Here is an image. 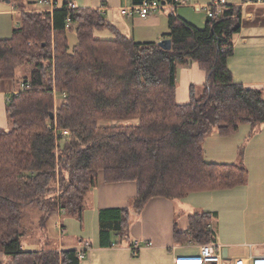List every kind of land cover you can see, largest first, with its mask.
<instances>
[{
    "label": "trees",
    "instance_id": "trees-1",
    "mask_svg": "<svg viewBox=\"0 0 264 264\" xmlns=\"http://www.w3.org/2000/svg\"><path fill=\"white\" fill-rule=\"evenodd\" d=\"M143 1L172 2L131 3ZM12 3L18 25L0 40V81L16 82L19 90L5 102L11 127L0 128V254L7 264H80L75 250L23 251L30 231L23 209L38 210L41 222L58 211L81 220L84 198L99 179L133 183L136 214L153 198L173 201L245 184L241 162L207 163L203 149L213 132L228 136L242 124L252 130L264 124V87L234 83L227 66L241 29L240 6H223L202 29L171 12L163 38L171 47L164 50L125 37L94 9L70 10L64 1L50 13ZM103 30L111 37L96 38ZM73 32L76 44L69 47ZM188 63L205 79L200 95L190 85L187 102L178 104L176 68ZM214 217L189 216L184 232L173 228L174 242L214 243ZM129 221L128 208L100 210L101 245H113V235L126 240Z\"/></svg>",
    "mask_w": 264,
    "mask_h": 264
},
{
    "label": "crops",
    "instance_id": "crops-1",
    "mask_svg": "<svg viewBox=\"0 0 264 264\" xmlns=\"http://www.w3.org/2000/svg\"><path fill=\"white\" fill-rule=\"evenodd\" d=\"M49 1L57 5L67 1L73 3L76 9L97 10L125 37L132 38L139 43H158L168 33V16L171 12L190 25L202 29L206 17L202 12L196 11L193 6L209 5L215 0H187L185 6L168 4L145 19L133 13L134 6L131 0ZM40 5L43 6L36 9L28 8L35 11L53 12L49 6ZM226 5L240 6L242 9L241 29L234 40L233 55L227 60L233 82L250 87H264V0H226ZM19 12L12 0H0V40H7L11 37L18 25ZM245 25L249 27L250 32L243 31ZM204 79V73L195 64L178 65L176 81L181 86V90L176 92V99L179 102L177 103L185 104L188 100L189 86L202 85ZM16 90L17 86L12 81H0V128L2 129L6 123V99ZM57 104L56 99L55 105ZM252 131L263 134L264 124ZM230 138V135H218V139L215 140L216 144L214 141L211 144L206 141L203 149L207 163L232 164L244 161L242 163L245 164L248 172L247 179L244 185L235 188L192 193L183 199L173 201L153 198L147 202L141 213L136 214L130 210L136 193L133 183L106 184L99 179L97 186L88 193V195L94 194L98 189V199H101L102 204L97 208V217L102 209L128 208L130 218L128 236L126 240H121L123 243L116 244L112 241L113 246L106 247L101 245L98 233L97 244L93 248L90 247V254H86L88 260L80 264H174L177 257L196 256L200 245L176 244L173 240V228L176 227L179 232H184L187 228L188 217L200 213H215L211 221V231L214 235L212 244L218 247L216 251L220 253L221 264H233L236 259L245 258L250 254L254 256L263 254L264 233L249 243L246 241L232 242L231 238H235L239 232L235 227L229 226V221L236 215L237 210L243 214L248 209V197L246 195L242 197L238 193L249 186L248 179L250 180L253 168L258 170L260 166L259 171H261L264 167V151L256 154V162L247 164L245 156L240 154L241 156L238 157L239 148L226 143ZM251 201L253 202L251 211L254 212V217L264 219V200L253 197ZM130 222L137 225L136 231L131 229ZM243 233L246 234L244 231ZM136 241L141 249L136 256H132L129 248ZM86 245L88 244L64 246L61 242L57 248L48 250L80 251ZM21 249L28 252L47 250L27 249L24 245ZM7 261L8 258L0 254V264H7Z\"/></svg>",
    "mask_w": 264,
    "mask_h": 264
},
{
    "label": "rangeland",
    "instance_id": "rangeland-1",
    "mask_svg": "<svg viewBox=\"0 0 264 264\" xmlns=\"http://www.w3.org/2000/svg\"><path fill=\"white\" fill-rule=\"evenodd\" d=\"M22 3L27 7L41 8L43 5L38 3V0H22ZM243 31H249L247 25L244 26ZM96 38L108 39L111 37V34L106 31L95 32ZM68 45L73 47L76 44V35L75 33H68ZM14 85L18 86L16 82H13ZM196 93L200 95L202 90V85L197 84ZM177 90H181V86L177 84ZM58 99V97H57ZM176 102L178 100L176 99ZM179 103V102H178ZM11 127L10 120L6 114V123L3 129L9 130ZM215 133V132H213ZM217 135V136H213ZM211 134L210 137L206 138L205 142L216 144L215 140L218 139V134ZM220 136V135H219ZM229 136V135H228ZM231 138L228 140L230 145H233L235 148H239L238 157L245 156L247 158V164L256 162V154L258 152L264 151V133H258L252 131L251 127L247 124H242L238 129L230 134ZM236 155V156H237ZM242 159V158H241ZM239 160V159H238ZM244 163V161L242 160ZM241 162V163H242ZM242 163V164H243ZM245 165V164H244ZM253 168L251 171L250 182L247 188L241 190L238 194L241 196H247L249 200L248 209L242 214L239 213V210L236 211V215L229 221V226H233L238 230V234L235 238H231L232 242H252L256 237L262 236L264 233V219L261 217H254V212L251 211L253 207V202L251 199L253 197L260 198L264 200V167L261 171ZM247 182V183H248ZM97 190V191H96ZM94 194H87L84 198V209L81 220L78 219L76 215L72 214H61L60 217L56 214H52L47 220L42 219V214L31 207H25L23 209L24 217L22 224L24 228L29 231V234L23 238L22 245L27 249H52L57 248L58 244L63 242L64 246H83L88 244L89 247L93 248L98 242V217H97V208L101 206L102 201L98 199V189H96ZM243 211V210H241ZM59 221L63 227L64 232L59 233V230L55 228V223ZM131 229L133 231L137 230V225L130 222ZM243 231L246 233L244 234ZM112 241L114 243H123L117 236H112ZM87 253H91L90 250ZM86 258H82L80 263L87 261Z\"/></svg>",
    "mask_w": 264,
    "mask_h": 264
},
{
    "label": "built area",
    "instance_id": "built-area-1",
    "mask_svg": "<svg viewBox=\"0 0 264 264\" xmlns=\"http://www.w3.org/2000/svg\"><path fill=\"white\" fill-rule=\"evenodd\" d=\"M39 3L49 6L51 11H54L55 9L59 8V5L49 0H39ZM170 5L185 6L187 5V0H172ZM225 5H226V0H215L209 5L193 6V8L198 12H202L205 15V17L210 18L217 16L220 13L222 7ZM164 6L165 5H162L158 1H143L140 5L134 6L132 11L133 13L137 14L139 18L145 19L151 14L161 10ZM67 8L70 10L76 9L74 4L71 2H68ZM101 8H103V6H101ZM66 22L67 24H69L70 19L67 18ZM27 88L28 86L24 84L20 85L19 87L21 91H24ZM18 91L19 90H16L13 94H16ZM9 97H7L6 100H8ZM60 134L64 136V135H68L69 132L67 130H63L60 132ZM60 214H61L60 211H58L57 213L58 217H60ZM55 228L59 230L60 234L63 233V229L59 221L55 223ZM148 246H150V244H148ZM217 248L218 247L213 244L200 245L198 255L177 257L174 260V264H221V256L220 253L216 251ZM140 249L141 247L137 241L134 242L129 248L132 256H136ZM89 250L90 247L86 245L83 250L78 251V256L81 259L84 258ZM233 264H264V253L257 256L250 254L245 258L236 259Z\"/></svg>",
    "mask_w": 264,
    "mask_h": 264
},
{
    "label": "water",
    "instance_id": "water-1",
    "mask_svg": "<svg viewBox=\"0 0 264 264\" xmlns=\"http://www.w3.org/2000/svg\"><path fill=\"white\" fill-rule=\"evenodd\" d=\"M162 5H163V3H162ZM158 45L164 50H169L171 47V42H170V40H162V41L158 42ZM50 119H53L52 114H50Z\"/></svg>",
    "mask_w": 264,
    "mask_h": 264
}]
</instances>
